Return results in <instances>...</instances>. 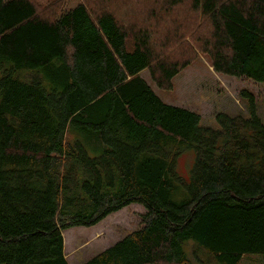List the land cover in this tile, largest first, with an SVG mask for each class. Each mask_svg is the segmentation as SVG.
I'll return each mask as SVG.
<instances>
[{"label": "trees", "instance_id": "1", "mask_svg": "<svg viewBox=\"0 0 264 264\" xmlns=\"http://www.w3.org/2000/svg\"><path fill=\"white\" fill-rule=\"evenodd\" d=\"M188 47L219 75L264 84V0H0V264H69L63 231L132 204L141 227L81 264L264 254L254 97L242 90L246 115L219 112L212 128L140 76L170 89Z\"/></svg>", "mask_w": 264, "mask_h": 264}, {"label": "rangeland", "instance_id": "2", "mask_svg": "<svg viewBox=\"0 0 264 264\" xmlns=\"http://www.w3.org/2000/svg\"><path fill=\"white\" fill-rule=\"evenodd\" d=\"M37 1L43 4L48 0ZM77 2L79 0H68L70 6ZM190 41L195 44L192 38ZM197 45V48H203L199 43ZM191 51L195 54V59L174 77L170 89L157 87L148 70L141 72L140 76L166 104L199 113L203 126L216 128L215 115L219 112L246 115V102L240 96L242 90L254 97L256 113L264 123V84L246 77L219 75L213 71L205 54ZM193 159L191 151H186L179 157L178 172L183 178L188 177ZM144 213L142 206L132 204L112 213L93 227H74L63 231L64 255L67 262L81 264L128 233L139 229ZM239 264H264V254H246Z\"/></svg>", "mask_w": 264, "mask_h": 264}]
</instances>
